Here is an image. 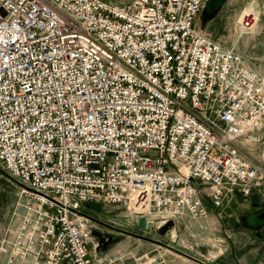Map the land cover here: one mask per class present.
Instances as JSON below:
<instances>
[{"label": "built area", "instance_id": "2783aa9c", "mask_svg": "<svg viewBox=\"0 0 264 264\" xmlns=\"http://www.w3.org/2000/svg\"><path fill=\"white\" fill-rule=\"evenodd\" d=\"M207 1L0 0V168L24 207L4 264H168L102 250L85 206L160 225L264 194L240 147L264 158V70L196 26Z\"/></svg>", "mask_w": 264, "mask_h": 264}, {"label": "rangeland", "instance_id": "374dc122", "mask_svg": "<svg viewBox=\"0 0 264 264\" xmlns=\"http://www.w3.org/2000/svg\"><path fill=\"white\" fill-rule=\"evenodd\" d=\"M245 10L249 19L253 17L249 11L255 12L258 22L253 32L242 34L239 22ZM196 26L223 45L235 47L264 70V0H208L198 14ZM240 147L264 167L262 150L251 154L243 145ZM21 192V186L0 170V238L10 224L18 223L24 212ZM208 206L207 216L184 214L169 227L168 222L152 224L149 231L141 230L140 217L127 215V209L120 205L91 203L87 211L102 223L96 236L105 251L121 250L136 255L160 252L168 264H264V238L243 229L235 219L254 206L262 208L264 195L237 196L220 207L208 201ZM4 263L2 255L0 264Z\"/></svg>", "mask_w": 264, "mask_h": 264}, {"label": "flooded vegetation", "instance_id": "af4514ba", "mask_svg": "<svg viewBox=\"0 0 264 264\" xmlns=\"http://www.w3.org/2000/svg\"><path fill=\"white\" fill-rule=\"evenodd\" d=\"M256 207L254 206V208L240 213V217H236L235 219L243 229L258 238H264V206L262 208Z\"/></svg>", "mask_w": 264, "mask_h": 264}, {"label": "water", "instance_id": "95a60500", "mask_svg": "<svg viewBox=\"0 0 264 264\" xmlns=\"http://www.w3.org/2000/svg\"><path fill=\"white\" fill-rule=\"evenodd\" d=\"M0 170L3 172V174L5 175V176H7L9 179H11V180H13L14 182H16V183H18L19 185H22V184H20V182L17 180V179H15L14 177H12L10 174H8L7 172H5L4 170H2L1 168H0ZM148 222H147V219L146 218H141V220H140V223H139V228L141 229V230H150V228H151V226H152V223H148V225L146 226V224H147ZM173 224V221L171 220V221H169L168 222V227L170 226V225H172ZM95 234L97 235V232H95Z\"/></svg>", "mask_w": 264, "mask_h": 264}, {"label": "crops", "instance_id": "0c3cea01", "mask_svg": "<svg viewBox=\"0 0 264 264\" xmlns=\"http://www.w3.org/2000/svg\"><path fill=\"white\" fill-rule=\"evenodd\" d=\"M252 194H254V196H256V195H260V194H263V193H262V191H255ZM237 196H244V195L241 194L240 192H238L237 195L234 198H236Z\"/></svg>", "mask_w": 264, "mask_h": 264}, {"label": "bare ground", "instance_id": "6f19581e", "mask_svg": "<svg viewBox=\"0 0 264 264\" xmlns=\"http://www.w3.org/2000/svg\"><path fill=\"white\" fill-rule=\"evenodd\" d=\"M251 7V6H250ZM250 12V11H249ZM248 14V10H245L242 14H241V18L240 20L244 17V15ZM148 225V223L146 224V226Z\"/></svg>", "mask_w": 264, "mask_h": 264}, {"label": "trees", "instance_id": "16d2710c", "mask_svg": "<svg viewBox=\"0 0 264 264\" xmlns=\"http://www.w3.org/2000/svg\"><path fill=\"white\" fill-rule=\"evenodd\" d=\"M90 203H88L86 206H85V208L87 209L88 208V205H89Z\"/></svg>", "mask_w": 264, "mask_h": 264}]
</instances>
